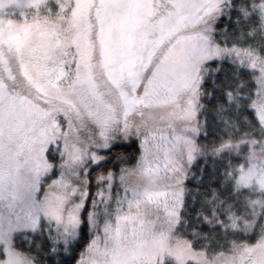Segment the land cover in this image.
Returning <instances> with one entry per match:
<instances>
[{
  "label": "snow or ice",
  "instance_id": "1",
  "mask_svg": "<svg viewBox=\"0 0 264 264\" xmlns=\"http://www.w3.org/2000/svg\"><path fill=\"white\" fill-rule=\"evenodd\" d=\"M0 264H264V0H0Z\"/></svg>",
  "mask_w": 264,
  "mask_h": 264
}]
</instances>
